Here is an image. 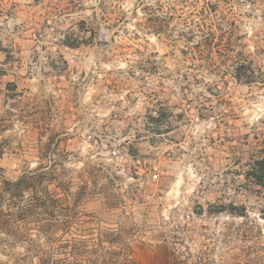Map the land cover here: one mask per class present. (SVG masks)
Instances as JSON below:
<instances>
[{"label": "rangeland", "instance_id": "374dc122", "mask_svg": "<svg viewBox=\"0 0 264 264\" xmlns=\"http://www.w3.org/2000/svg\"><path fill=\"white\" fill-rule=\"evenodd\" d=\"M0 150L133 264H264V0H0Z\"/></svg>", "mask_w": 264, "mask_h": 264}, {"label": "trees", "instance_id": "16d2710c", "mask_svg": "<svg viewBox=\"0 0 264 264\" xmlns=\"http://www.w3.org/2000/svg\"><path fill=\"white\" fill-rule=\"evenodd\" d=\"M212 6V3H207ZM208 7L193 13L192 20L207 38ZM207 27V28H206ZM209 30V29H208ZM201 47V45H199ZM264 152V151H263ZM3 151L0 150V158ZM248 175L264 186V153ZM39 168L17 180L4 179L0 186V264H133L126 247L105 244L108 235L120 232L94 224L96 216L80 210L79 197L62 184L51 187L50 172ZM1 257H8L7 261Z\"/></svg>", "mask_w": 264, "mask_h": 264}]
</instances>
